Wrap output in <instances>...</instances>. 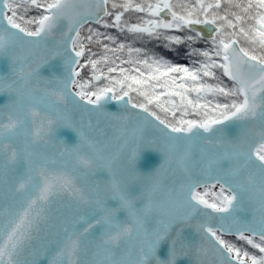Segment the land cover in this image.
Instances as JSON below:
<instances>
[{"label": "snow or ice", "instance_id": "snow-or-ice-1", "mask_svg": "<svg viewBox=\"0 0 264 264\" xmlns=\"http://www.w3.org/2000/svg\"><path fill=\"white\" fill-rule=\"evenodd\" d=\"M82 3L0 0V53L12 59L13 74L18 75L7 87L0 83V92L15 95V100L0 106V196L7 186V191L19 198L12 206L0 209V264H29L23 254L33 231L48 220L54 198L65 196L74 214L65 222L64 234L57 241L53 264H148L173 223L190 224L194 220L197 231L212 243L217 264H264V0H88L85 13L78 11ZM30 9L37 14L28 19L17 15ZM129 12L144 15L130 23L125 19ZM90 21L105 31L90 27L82 36L81 30ZM61 24L66 30L60 32L54 47L62 51L42 57ZM197 25L209 29L211 47L191 50L190 54L202 57L194 68L150 57L142 49L118 42L107 31L114 28L141 38L147 34L169 44H181L203 38L195 29ZM184 29L194 35L166 34L167 30ZM93 44L101 46L103 54L98 58L90 47ZM125 49L127 61L119 55ZM13 52L18 55L13 56ZM52 56L63 59L66 75L46 81L55 87L41 88L38 73L30 66L25 71L24 65L40 58L39 68ZM125 63L131 67L121 66ZM85 66L91 69L87 78L81 73ZM103 66H107L106 72ZM217 70L231 86L222 84ZM205 78L217 82L207 83ZM5 79L0 76V82ZM133 93L141 98L139 102H134ZM69 98L74 106H91L90 111L101 115H105L107 100L142 110L145 122L149 117L158 122L166 158L183 147L178 163L186 181L176 199L169 201L171 211L151 202L134 209L126 185L116 179L113 164L118 157L97 162L103 159L101 150L75 128L64 111ZM190 113L198 118L185 119ZM57 126L73 128L79 139L71 146L61 140L65 146L50 152L57 149L52 140ZM230 127L237 129L231 139L227 136ZM200 145L202 166L198 174L202 179L196 178L193 160ZM85 146L91 154L84 153ZM73 158L75 165L68 170V161ZM99 170H106L109 179H96ZM90 177L91 187L78 184L82 180L87 185ZM103 185L110 187L102 190ZM109 197L118 198L119 208L127 209L124 220L116 218L119 208L106 206ZM256 205L252 220L238 215ZM154 209L168 219L149 228L148 215ZM134 235L140 247L133 261L127 250L135 248ZM228 235L258 250L259 255L230 242L225 238ZM171 243L168 264L175 260L177 243L183 244L179 233ZM121 244L126 255L118 258ZM155 264L164 262L156 259Z\"/></svg>", "mask_w": 264, "mask_h": 264}, {"label": "water", "instance_id": "water-1", "mask_svg": "<svg viewBox=\"0 0 264 264\" xmlns=\"http://www.w3.org/2000/svg\"><path fill=\"white\" fill-rule=\"evenodd\" d=\"M78 11L85 13L88 11V0H83V3L78 8ZM9 14V13H8ZM6 26V21L4 22ZM89 24H95L94 21L85 23L84 27ZM66 30V25L61 24L56 30L54 40H49L48 49L42 52V57L51 56L54 51H62V49L54 47L55 41H59L60 32ZM13 56L18 55L17 52L12 53ZM83 59V57H82ZM40 58H34L24 65L25 71L32 70L38 73L41 88L55 87L49 85L46 81L54 80L55 78H63L66 75V69L63 59L60 56H52L51 59H46V62L40 64L37 68ZM16 73L20 69V63L15 65ZM13 61L9 56L0 53V76L6 79L2 83L7 87L9 83L18 79V75L13 74ZM225 77V76H224ZM226 80L231 82L227 77ZM35 86V85H33ZM15 100V95L7 92H0V106L9 104ZM82 105L84 102H81ZM64 109L63 105H60ZM83 106L76 107L69 98L67 108L64 111L68 119L76 129L82 130L86 139L92 141L98 149L102 160L98 163H107L115 159L113 167L116 169V179L123 185H126L125 192L128 198L132 201L135 210L144 208L149 202L155 205H162L165 210L171 211L169 201L175 200L181 185L185 183L186 177L184 172L179 167V157L183 151V147L172 153L168 158L164 155V149L161 141V132L156 126L158 122H154L149 117L148 122H145L143 113L139 109L125 108L122 102L107 100L104 102L103 112L105 115L97 114ZM160 127H163L162 125ZM237 129L230 127L227 129L229 139L236 135ZM77 132L73 128L67 126H57L54 129L52 140L57 144V149L50 152L59 151L60 141H65L67 146L75 145L78 142ZM199 147L194 152L193 160L196 164V178L202 179L198 174L200 164ZM85 154H91V149L85 146ZM136 153L133 156V153ZM75 165L74 158L68 161V170H71ZM227 167V163L224 164ZM78 171H83V168L76 165ZM96 179L107 180L109 174L106 170H99L95 176ZM91 179L85 185L84 181H78L81 186L91 187ZM108 185H103L104 188H109ZM149 193H152L149 197ZM18 197L13 196L7 191V186L0 196V209L10 207L14 204ZM70 200L68 197L54 198L49 211L47 212L48 220L40 224L38 230L33 231L32 239L26 247L23 258L29 261V264H53L55 253L58 250L57 241L63 236L65 222L74 214L69 208ZM120 201L118 198L109 197L106 201V206L109 208H119ZM256 206H249L244 211L238 213L244 219L252 220L253 209ZM99 214V213H98ZM128 216V211L125 208H119L116 213V218L124 220ZM257 218L259 213L256 212ZM5 221L7 216H5ZM168 217L160 211L153 210L148 215V227L156 228L159 226V221L167 220ZM196 221L189 223L179 222L173 223L168 230V235L165 236L156 248V256L149 258L148 264H155L156 259L168 264L171 259L172 239L179 233L183 244L177 243L175 260L173 264H217L216 256L213 251L212 243L202 237L195 227ZM95 235H99V229L95 230ZM227 237H234L228 235ZM135 241V248L129 249L132 260L134 261L139 254V241ZM126 255L124 244L118 249V258ZM91 258V251L89 252Z\"/></svg>", "mask_w": 264, "mask_h": 264}, {"label": "trees", "instance_id": "trees-1", "mask_svg": "<svg viewBox=\"0 0 264 264\" xmlns=\"http://www.w3.org/2000/svg\"><path fill=\"white\" fill-rule=\"evenodd\" d=\"M109 10L111 11V7L109 5ZM11 13L9 12V15ZM23 14L25 16V19L30 18L33 15L37 14V10L30 9L27 13H23L22 11L18 12L17 15ZM142 13H136V12H129L125 14V19L128 20L130 23H136L139 21V18L143 16ZM94 28L99 29L101 32L105 31V29L97 24H89L88 26L84 27L81 30V35L86 36L88 34V28ZM112 35L116 36L118 39V42H122L125 44L130 45L133 48H139L142 49L143 52L147 53L148 56H155L157 58H163L170 62L171 64L176 65H182L187 66L189 68H194L199 66V62L202 60V57L199 55H192L191 50L192 49H200L204 50L209 47H211L210 43L208 42V37H205L203 35L202 39H199L193 43H189L185 41L181 44H169L168 41H166L163 38H156V37H149L147 34H144L143 37H139L136 34L128 33V32H119L117 29H108L107 30ZM198 31V30H196ZM167 35H180L181 37L187 36V35H194V32H189L187 29L184 30H167ZM105 43H108L107 41H104ZM111 47H115V45H110ZM92 51L97 53V56L94 58H98L100 55H102V49L100 45L93 44L90 46ZM120 59L127 61L129 59V55L127 53V50L125 49L122 53L119 54ZM87 56L83 57L82 62L84 59H86ZM117 64H120V60L116 61ZM123 67H131V65L125 63L121 65ZM103 71H107V66L102 67ZM143 70V69H142ZM91 69L90 66H85V68L81 69L82 76L84 78H87L90 75ZM217 76L220 77V80L222 84H227L228 86H231V82L225 79V77L221 74V70L216 71ZM207 83L215 84L217 81L212 78H205ZM103 81H101L102 83ZM134 97V102H139L141 98L137 97L135 93L132 94ZM191 97L194 98V94H190ZM173 99L179 100L178 97H173ZM209 99H212V97H209ZM221 102H224L223 98H220ZM155 110V109H153ZM180 116V113L177 112V117ZM185 119H196L198 118L195 114H189L184 117ZM218 190V189H217Z\"/></svg>", "mask_w": 264, "mask_h": 264}, {"label": "flooded vegetation", "instance_id": "flooded-vegetation-1", "mask_svg": "<svg viewBox=\"0 0 264 264\" xmlns=\"http://www.w3.org/2000/svg\"><path fill=\"white\" fill-rule=\"evenodd\" d=\"M226 239H228L230 242L232 243H236L237 246L239 247H243L245 248L247 251H249L251 254H255V255H259V252L258 250L256 249H253L251 246L245 244L243 241H238L236 238L234 237H225Z\"/></svg>", "mask_w": 264, "mask_h": 264}, {"label": "rangeland", "instance_id": "rangeland-1", "mask_svg": "<svg viewBox=\"0 0 264 264\" xmlns=\"http://www.w3.org/2000/svg\"><path fill=\"white\" fill-rule=\"evenodd\" d=\"M195 29L202 32L205 37H208L209 35V29L204 25H197L195 26ZM194 94V93H193ZM195 96V94H194Z\"/></svg>", "mask_w": 264, "mask_h": 264}, {"label": "clouds", "instance_id": "clouds-1", "mask_svg": "<svg viewBox=\"0 0 264 264\" xmlns=\"http://www.w3.org/2000/svg\"><path fill=\"white\" fill-rule=\"evenodd\" d=\"M111 198H116V197H111Z\"/></svg>", "mask_w": 264, "mask_h": 264}]
</instances>
